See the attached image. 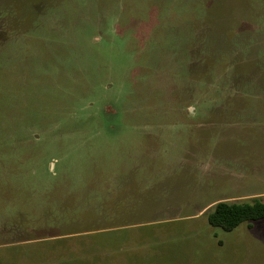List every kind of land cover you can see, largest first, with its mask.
I'll return each mask as SVG.
<instances>
[{"label":"rangeland","instance_id":"rangeland-1","mask_svg":"<svg viewBox=\"0 0 264 264\" xmlns=\"http://www.w3.org/2000/svg\"><path fill=\"white\" fill-rule=\"evenodd\" d=\"M253 199L264 0H0V264H264Z\"/></svg>","mask_w":264,"mask_h":264},{"label":"trees","instance_id":"trees-1","mask_svg":"<svg viewBox=\"0 0 264 264\" xmlns=\"http://www.w3.org/2000/svg\"><path fill=\"white\" fill-rule=\"evenodd\" d=\"M262 218H264V201L259 199H253L249 203L220 201L212 207L206 216L210 226L226 232L232 231L241 223H247L248 227H251L252 222Z\"/></svg>","mask_w":264,"mask_h":264}]
</instances>
